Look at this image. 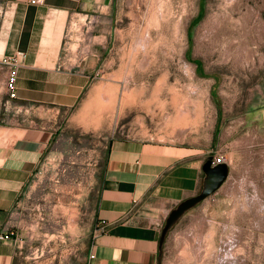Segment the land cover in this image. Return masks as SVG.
<instances>
[{"label": "rangeland", "instance_id": "obj_1", "mask_svg": "<svg viewBox=\"0 0 264 264\" xmlns=\"http://www.w3.org/2000/svg\"><path fill=\"white\" fill-rule=\"evenodd\" d=\"M111 14L105 45L84 40L88 21L68 26L65 63L84 89L73 106L46 115L58 150L17 208L22 264H87L104 231L103 173L118 141L230 167L224 185L167 231L159 264H264V0H114ZM157 15L169 16L166 26ZM147 29L145 59L134 48ZM85 48L104 57L98 67L87 59L83 73Z\"/></svg>", "mask_w": 264, "mask_h": 264}, {"label": "crops", "instance_id": "obj_2", "mask_svg": "<svg viewBox=\"0 0 264 264\" xmlns=\"http://www.w3.org/2000/svg\"><path fill=\"white\" fill-rule=\"evenodd\" d=\"M113 7L114 0L0 1V60L18 56L21 65L11 107L8 70L0 69V237L9 236L0 238V264H22L27 242L17 208L42 161L58 150L59 130L55 121L46 125V115L51 120L52 112L73 106L84 89L65 63L68 26L88 21L84 40L105 45ZM80 57L81 71L89 72L87 59L98 67L104 51L85 48ZM203 165L202 159L161 145L114 143L98 206L104 231L92 243L87 264H159L164 221L202 191Z\"/></svg>", "mask_w": 264, "mask_h": 264}, {"label": "water", "instance_id": "obj_3", "mask_svg": "<svg viewBox=\"0 0 264 264\" xmlns=\"http://www.w3.org/2000/svg\"><path fill=\"white\" fill-rule=\"evenodd\" d=\"M205 179L202 191L177 206L168 216L162 231V241L167 231L182 217L188 210L195 205L203 202L205 199L216 193L228 180L230 176V167L226 162L215 163V159L210 157L203 165Z\"/></svg>", "mask_w": 264, "mask_h": 264}, {"label": "built area", "instance_id": "obj_4", "mask_svg": "<svg viewBox=\"0 0 264 264\" xmlns=\"http://www.w3.org/2000/svg\"><path fill=\"white\" fill-rule=\"evenodd\" d=\"M1 1V0H0ZM42 0H31V3L33 4H39L41 3ZM20 55H24V53H20ZM20 61L18 56L14 57H6L2 60H0V69H5L7 68V76H6V81H5V88L6 92L8 94V101L7 104H9L12 100L16 99L18 96L17 92V80L19 76V70H20ZM221 162L220 159L216 160L215 163ZM104 230V227H102ZM9 237L8 235L1 236L0 238H7ZM95 256L91 254L89 256V259H93Z\"/></svg>", "mask_w": 264, "mask_h": 264}, {"label": "bare ground", "instance_id": "obj_5", "mask_svg": "<svg viewBox=\"0 0 264 264\" xmlns=\"http://www.w3.org/2000/svg\"><path fill=\"white\" fill-rule=\"evenodd\" d=\"M160 2V1H159ZM161 3V2H160ZM155 5L153 4V7H154ZM163 6V5H162ZM182 7V6H181ZM150 10H152V8L150 9ZM154 10V9H153ZM149 11V10H148ZM183 12H184V10H183ZM150 14V13H149ZM158 14V13H157ZM158 15H160V12H159V14ZM157 15V25L158 26H163V25H165L166 26V24H164V22H167V20H168V18H169V16L167 17V18H165V16H164V19L162 20V22H161V19H160V17L161 16H163L162 15V13H161V15H160V17ZM183 15V14H182ZM183 17V16H182ZM217 21V20H216ZM150 22V21H149ZM179 23H177V25H178V27H179V29H181V21H178ZM148 23V22H147ZM214 23V22H213ZM212 23V24H213ZM138 25V24H137ZM162 26H161V28H162ZM214 26V25H213ZM151 27V26H150ZM145 28V27H144ZM136 29V28H135ZM141 29V28H140ZM141 31V30H140ZM164 31V30H163ZM206 35V34H205ZM135 37V36H134ZM139 39V44H137L136 46L137 47H135L134 49V51H136V54H140V53H144V55H142V56H144L145 57V59H147V50L149 49L148 47H149V45L151 44V42H152V39H151V34H150V32H149V29H147V30H145L144 32H143V35H140V37H138ZM138 40H137V42H138ZM136 44V43H135ZM135 44H134V46H135ZM133 46V47H134ZM131 47H132V45H131ZM133 49V48H132ZM242 52H243V50H242ZM132 56V55H131ZM136 57V56H135ZM143 58V57H142ZM142 58H140V59H142ZM139 61V60H138ZM144 61V60H143ZM143 61H140V64H144V62ZM130 63V62H129ZM127 65V64H126ZM128 66V65H127ZM128 68V67H127ZM129 69V68H128Z\"/></svg>", "mask_w": 264, "mask_h": 264}]
</instances>
